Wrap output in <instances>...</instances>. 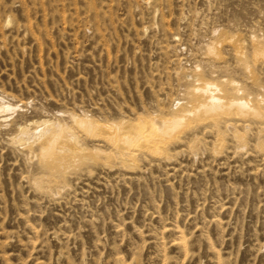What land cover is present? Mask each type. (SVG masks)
<instances>
[{
	"label": "rangeland",
	"instance_id": "374dc122",
	"mask_svg": "<svg viewBox=\"0 0 264 264\" xmlns=\"http://www.w3.org/2000/svg\"><path fill=\"white\" fill-rule=\"evenodd\" d=\"M0 264H264V0H0Z\"/></svg>",
	"mask_w": 264,
	"mask_h": 264
},
{
	"label": "bare ground",
	"instance_id": "6f19581e",
	"mask_svg": "<svg viewBox=\"0 0 264 264\" xmlns=\"http://www.w3.org/2000/svg\"><path fill=\"white\" fill-rule=\"evenodd\" d=\"M218 91H219V88L214 86V85L212 87H208V89L205 91L209 94V96L207 97V100H204L203 98L198 100L199 104H200L199 107H200L203 114L210 115V114H213L217 111H221L223 109V107L224 108L226 107V106H224V104L223 105L220 104V99L214 98V93L218 92ZM245 104H246V102H242V101H238V102L237 101H235V102L231 101L230 102L231 106H227V108L236 107L238 110H241V109L244 110ZM178 105H180V103L177 104L175 108H177ZM11 109L12 108L10 106H5V105L1 106L2 111H9ZM71 119L73 122L77 123L81 128L85 129L89 133H91L93 131L94 127H98V126L101 127V125L97 124L96 121H94V120H92L86 116L83 117L82 119H80L79 117L72 116ZM48 122L40 123L39 127L34 129L33 131L20 129V131H19L20 133H19V137L17 138V141L25 143V144H28L31 142H40L41 147H42L41 150L43 151V154H45L44 152H47L45 149H47V147H48L47 144H48V142H50V140L52 141L55 136H57V137L58 136H66L69 141L73 142L77 146L78 152L81 151L84 153L95 154V155L105 152V151H103L104 149L101 150L98 147H94L91 149L88 148L87 145H85L84 142H82L81 139L75 133H73L72 129L70 127H68V125H66V124L51 125ZM155 122H157V119H155ZM178 122H179V120H175L173 123H178ZM107 124H108L107 126H111V127L115 126V127L121 128V126L125 123L122 122V123H120L119 126H117L116 123H114V122L107 123ZM128 125L131 128L134 126V124H132V123L128 124ZM157 125H161V123H158ZM229 127L232 128L230 125H229ZM56 163L61 164V161H57ZM62 164H64V163H62ZM50 179H51L50 176H47V175L43 176L42 175L38 178H35L33 181V184L38 189H43V190L50 189L53 191V193H55L58 188L62 189V187H64V185L61 183H59V185L58 184L57 185L52 184Z\"/></svg>",
	"mask_w": 264,
	"mask_h": 264
}]
</instances>
